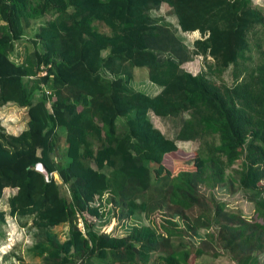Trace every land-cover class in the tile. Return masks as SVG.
<instances>
[{
  "label": "trees",
  "instance_id": "trees-1",
  "mask_svg": "<svg viewBox=\"0 0 264 264\" xmlns=\"http://www.w3.org/2000/svg\"><path fill=\"white\" fill-rule=\"evenodd\" d=\"M161 2L175 25L148 11ZM193 32L189 47L179 33ZM197 56L212 63L194 75L182 65ZM137 72L158 91L136 89ZM9 103L26 110V128L0 126V202L14 191L0 225L30 219L41 264H208L191 261L205 254L192 239L218 244L227 264H261L264 11L252 0H0V108ZM152 115L181 118L174 138ZM178 142L198 149L153 181ZM217 190L242 192L254 217ZM157 210L159 229L146 218ZM112 219L123 235L101 230Z\"/></svg>",
  "mask_w": 264,
  "mask_h": 264
},
{
  "label": "rangeland",
  "instance_id": "rangeland-1",
  "mask_svg": "<svg viewBox=\"0 0 264 264\" xmlns=\"http://www.w3.org/2000/svg\"><path fill=\"white\" fill-rule=\"evenodd\" d=\"M253 6L258 7L264 11V0H252ZM148 11H153L155 16L163 17L167 22L175 25V18L171 15L168 7L163 4V2L159 3L156 6L150 7ZM97 28L100 32L109 33V29L105 27L103 24L97 23ZM29 36V34L27 35ZM180 39L183 43L190 47L191 43L200 38L198 32L193 33H182L180 34ZM17 54L23 53L24 45L22 42H18L16 46ZM21 56V55H20ZM18 56L16 59H20ZM207 63H212L211 58H207L206 60L200 56H197L192 59V61L185 62L182 65V68L192 74H197L202 70H205ZM144 71L145 69L135 68L134 71ZM232 69L227 70L222 75V81L228 86L233 84V79L231 76ZM136 80L134 82L136 89H142L149 94L156 93L158 90L156 87L150 85L146 80L144 74L137 72L135 75ZM27 85H30L28 82ZM151 121L153 125L166 137L174 138L176 132L178 131L181 118H166L161 119L155 116H151ZM0 126H2L6 133L12 135L20 134L26 128V110L23 108L17 107L15 104L9 103L0 108ZM178 153L175 155L172 154L170 156H166L165 158V167H159L153 171V181H156L159 177L166 174V169L172 173H175L183 167L188 161L192 158L193 153L198 149V143L194 142H178ZM238 165V163H236ZM38 168V167H37ZM39 169L42 168L39 166ZM54 179H57V176H54ZM58 181V179H57ZM62 194L65 195L63 188L61 189ZM14 191L10 189H6L4 191L3 199L0 202V211H8L7 208V199ZM208 194L207 191L204 192ZM215 196L218 200L223 201L227 207L226 209L230 211H239L243 216L247 219H252L254 217L253 206L247 202L242 192L235 193L233 195L227 194V192L223 190H217ZM102 215H105V211H101ZM165 214L161 211L152 212L146 217L147 222H151L154 224L156 228L159 229L158 225L161 224L164 219ZM53 219H56L58 216H50ZM89 220V217L86 216ZM145 219L142 217H135L132 219L131 223L133 225H141ZM145 220V221H146ZM150 220V221H149ZM178 222H180L178 220ZM189 220L185 219L184 231L185 233H189L190 229L188 228ZM121 223L114 219L110 220V222L102 227L105 233H111L113 235L121 236L123 235V230L121 228ZM181 224V223H180ZM78 227L80 230H83V221L82 219H78ZM54 232L57 233L61 240H64L67 237L68 227L66 225H59L54 228ZM35 233L34 228L31 226V220H17L13 217L6 216L5 223L0 225V264H41L40 260L37 258H32L28 249L33 245V234ZM206 230H200L199 236L204 235ZM197 237V239H199ZM192 242L195 243V246L201 245L205 250V254L195 260L193 257L191 259L192 262L197 263H208V264H227L230 262L226 253L219 247L218 244L210 245V244H202L196 239H192Z\"/></svg>",
  "mask_w": 264,
  "mask_h": 264
},
{
  "label": "crops",
  "instance_id": "crops-1",
  "mask_svg": "<svg viewBox=\"0 0 264 264\" xmlns=\"http://www.w3.org/2000/svg\"><path fill=\"white\" fill-rule=\"evenodd\" d=\"M260 261L261 264H264V254L260 256Z\"/></svg>",
  "mask_w": 264,
  "mask_h": 264
},
{
  "label": "bare ground",
  "instance_id": "bare-ground-1",
  "mask_svg": "<svg viewBox=\"0 0 264 264\" xmlns=\"http://www.w3.org/2000/svg\"><path fill=\"white\" fill-rule=\"evenodd\" d=\"M41 167V166H40ZM38 169H39V167H38ZM40 170V169H39ZM40 171H42L43 172V169H41Z\"/></svg>",
  "mask_w": 264,
  "mask_h": 264
},
{
  "label": "water",
  "instance_id": "water-1",
  "mask_svg": "<svg viewBox=\"0 0 264 264\" xmlns=\"http://www.w3.org/2000/svg\"><path fill=\"white\" fill-rule=\"evenodd\" d=\"M37 170H39L38 168H37ZM40 171V170H39ZM40 172H42V171H40Z\"/></svg>",
  "mask_w": 264,
  "mask_h": 264
}]
</instances>
